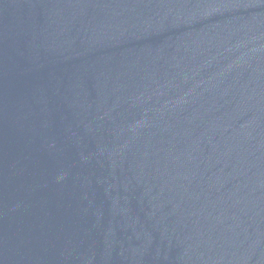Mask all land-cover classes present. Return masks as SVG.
Here are the masks:
<instances>
[{"label": "water", "instance_id": "95a60500", "mask_svg": "<svg viewBox=\"0 0 264 264\" xmlns=\"http://www.w3.org/2000/svg\"><path fill=\"white\" fill-rule=\"evenodd\" d=\"M0 264H264V0H0Z\"/></svg>", "mask_w": 264, "mask_h": 264}]
</instances>
